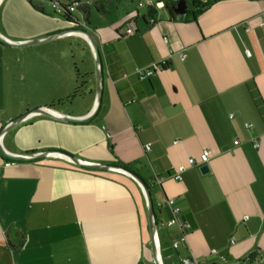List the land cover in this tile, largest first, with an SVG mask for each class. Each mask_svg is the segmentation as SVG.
Returning a JSON list of instances; mask_svg holds the SVG:
<instances>
[{
    "label": "crops",
    "instance_id": "obj_1",
    "mask_svg": "<svg viewBox=\"0 0 264 264\" xmlns=\"http://www.w3.org/2000/svg\"><path fill=\"white\" fill-rule=\"evenodd\" d=\"M70 1L0 0V35L25 42L82 28L99 48L103 73L101 102L90 121L45 116L48 122L36 124L46 127L11 153L59 150L136 173L150 187L163 264L189 255L211 261L212 249L236 264H256L264 257V12L218 0L193 19L186 3L184 16L174 12L180 1L171 16L165 10L170 0L162 9L153 0L132 11L127 4L135 0H111L104 12L94 6L104 0H80L88 17L77 9L71 17L77 23L54 20L51 4ZM92 6L101 15L114 9V23L90 22ZM0 56L3 85L13 78L43 96L37 108L74 117L93 109L95 63L83 35L28 46L0 42ZM161 60H167L164 69L138 76ZM203 150L210 152L205 174L200 165L188 166ZM179 165L187 168L175 181L170 176ZM165 199H174L191 226L187 245L177 250L171 243L179 229L167 226L172 212ZM0 215H13L8 231L13 226L16 240L24 238L11 250L13 264H154L143 192L118 171L78 167L56 156L6 166L0 170Z\"/></svg>",
    "mask_w": 264,
    "mask_h": 264
},
{
    "label": "water",
    "instance_id": "obj_2",
    "mask_svg": "<svg viewBox=\"0 0 264 264\" xmlns=\"http://www.w3.org/2000/svg\"><path fill=\"white\" fill-rule=\"evenodd\" d=\"M174 12L177 13L178 15L182 14L184 16L185 14L184 5L179 2L177 8L174 9ZM77 22L78 20H74V21H70L69 23L73 24ZM73 33H78V34L83 35L89 42V45L93 53L94 63H95V76H96V94H95V104H94L93 109L91 110L89 114L83 117L70 116L68 114L62 113L59 110H56L51 107H46V106L37 108L30 112H27L24 115L20 116L19 118L8 122L4 126L2 131L0 132V154L5 158H8L13 161H19V162L20 161H32V160L56 156V157L63 158L64 160H67L78 167H83L87 169L118 171L120 173H123L131 177L139 185V187L141 188L143 192L144 198H145L153 262L154 264H163L161 251H160L159 235H158V228H157V218H156V213L154 211V205H153V200L151 197L150 187L136 173L122 166L105 165V164H100V163L87 162L76 156H73L71 154H68L66 152L59 151V150H48V151L34 152V153H28V154H14V153L7 151L1 144V137L6 131H8L10 128L14 127L15 125L21 123L25 119L32 117V116L41 115V116H47V117L53 118L55 120L63 121V122L85 123V122L90 121L92 117L96 114L99 104L101 102L103 73H102V64H101V56L99 53V48L95 40L93 39L92 35L87 30H84L82 28H71V29L61 31V32L54 33V34L42 36L40 38H36L33 40L25 41V42H15V41H12L0 35V42L4 44L12 45V46H28V45H31L37 42L56 38L62 34H73ZM199 170L202 174L207 173L209 171L208 164L205 163V164L200 165Z\"/></svg>",
    "mask_w": 264,
    "mask_h": 264
},
{
    "label": "rangeland",
    "instance_id": "obj_3",
    "mask_svg": "<svg viewBox=\"0 0 264 264\" xmlns=\"http://www.w3.org/2000/svg\"><path fill=\"white\" fill-rule=\"evenodd\" d=\"M138 1L135 0L132 4H127L128 10L132 11L138 8ZM181 4L188 6V8L191 10L192 0H179ZM230 2H242L245 7L252 8L254 10H258L259 12H264V0H236V1H230ZM156 4V3H155ZM158 9L164 8V2L163 0H159L158 4H156ZM120 10V9H119ZM92 13L90 16V22L98 23L100 20H108L109 24H113L114 20L116 19V12L114 9L111 11H108V15H101L100 13H97L95 8L92 6ZM120 17L124 14L122 10H120ZM54 20H61L58 16L53 17ZM259 20H262L260 17ZM63 22V21H62ZM73 27H70L71 29ZM94 58V57H93ZM2 57L0 56V132L4 128V126L7 124L8 121L15 120L19 118L20 116L24 115L27 112H30L32 110L37 109L38 100L39 98H43V96L35 95L33 92H30L29 90L21 88L20 85H17L18 80L15 79H8V84L3 85L4 80L1 78L2 73ZM46 118L45 116L37 115L33 117H29L22 121L21 123L15 125L14 127L10 128L8 131H6L3 136L1 137V144L2 146L9 152H12L13 149L18 145L20 142H29L27 141L30 137V134L40 127L41 129L44 127V123L41 125L40 123L36 124V122H48L45 120H42ZM31 120V122H30ZM41 120V121H39ZM34 122V124L32 123ZM41 125V126H40ZM46 127V125H45ZM0 157L3 158V156L0 154ZM19 161H13L8 162V164H3L2 161H0V170L5 168L6 166L14 165L15 163H18ZM16 216V215H15ZM13 215H6V218H2L0 215V264H13V258H12V251L8 245L7 237H9L10 243L13 245L18 244L20 240H16L13 226L11 227V230L8 231V225L9 221L13 220ZM4 219V220H3ZM14 225V222L13 224ZM161 230V229H160ZM9 233V236L6 235V233ZM264 260V257L261 258ZM257 262L256 264H264V261Z\"/></svg>",
    "mask_w": 264,
    "mask_h": 264
},
{
    "label": "built area",
    "instance_id": "obj_4",
    "mask_svg": "<svg viewBox=\"0 0 264 264\" xmlns=\"http://www.w3.org/2000/svg\"><path fill=\"white\" fill-rule=\"evenodd\" d=\"M153 4H154L153 0H142L138 3V8L150 7ZM77 5L78 4L76 2H73V3H69L66 7H63L60 4L53 2L51 4V8H52L54 14H56L58 16H62V15H65L67 13H69V14L74 13L77 10ZM133 32H134L133 28H126L125 29L126 35H132ZM164 40L166 41V38H164ZM245 53L248 56L250 55L249 51H246ZM177 55H178L180 60H183L185 58L184 50L177 52ZM166 66H167V60H161L159 62L154 63L152 68L138 70L137 73H138V76H140L141 78L142 77H149V76L153 75L154 73L161 71ZM246 126L249 127V125H246ZM234 143L237 144V141H235ZM254 146H257L256 142H254ZM144 149H145V152H148L150 150V146L147 144L144 146ZM209 158H210L209 150H203L201 152V154L199 155L197 160L194 158L188 159V166L205 164L209 161ZM186 168L187 167L185 165L177 166L176 168H174L173 174L170 176V178H172L175 181H181L182 174L184 173ZM155 180L158 184L161 183V178L157 177ZM160 205L161 204H158V206H160ZM164 205H167L172 212V218L167 222V226L176 225V226H178V229H179L178 238L171 243L172 248L177 250L182 244L187 245V233L190 230L191 226L188 222L183 221L181 219L180 207L176 205L174 199H166L164 201ZM233 241H234V239L231 240V242H233ZM210 256L213 259L211 261H206V260H200L197 257H195L194 255H189L186 257H181L179 259L178 264H236V262L234 260L228 259L226 255L220 254L219 252H217L214 249H212L210 251ZM260 261H261V258H258V259H256L255 262L257 263Z\"/></svg>",
    "mask_w": 264,
    "mask_h": 264
},
{
    "label": "trees",
    "instance_id": "obj_5",
    "mask_svg": "<svg viewBox=\"0 0 264 264\" xmlns=\"http://www.w3.org/2000/svg\"><path fill=\"white\" fill-rule=\"evenodd\" d=\"M111 0H104L102 3L101 2H95L94 3V6L97 10L101 11V12H104L107 5L109 4ZM130 1H134V0H130ZM218 0H192L191 2V5H192V9H191V14H192V18L195 19L196 16L204 13L207 9H209L212 5H214L215 3H217ZM73 2H76L78 5H77V9L79 11H81L83 13V15L85 17H88L89 15V9H88V5L82 3L80 0H72L66 4H60L61 6L63 7H66L69 3H73ZM179 2V0H170V5H166L165 6V10L172 16V9H174L176 7V4ZM30 4L33 6L34 9L40 11V12H43V9L41 7L40 4H36V3H32L30 2ZM55 16H58L56 14H53ZM61 18H63L64 20H67V21H72L71 20V17L76 19V17L73 15V14H65V15H62V16H59ZM77 91L74 92V94L71 95L70 98H72L74 95H76ZM3 159L6 161V162H13V160H10L8 158H5L3 157ZM23 242H24V238L21 237L20 241L18 242V244L16 245H13L11 243H9V247L12 251H15L17 249H19L22 245H23ZM254 255L252 254L249 258L250 259H253Z\"/></svg>",
    "mask_w": 264,
    "mask_h": 264
}]
</instances>
